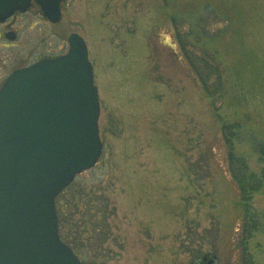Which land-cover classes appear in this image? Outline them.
<instances>
[{"label":"rangeland","instance_id":"374dc122","mask_svg":"<svg viewBox=\"0 0 264 264\" xmlns=\"http://www.w3.org/2000/svg\"><path fill=\"white\" fill-rule=\"evenodd\" d=\"M167 2L65 0L58 23L33 7L13 19V40L0 27V84L16 68L66 53L71 33L86 42L103 150L70 185L74 197L66 200L67 189L61 200L76 206L70 223L86 264H239L242 210L221 126L240 124L234 152L259 172L264 159L251 144H264V0ZM172 17L221 64L218 113L173 53ZM104 199L109 207L97 214ZM250 203L260 227L246 255L264 264V194Z\"/></svg>","mask_w":264,"mask_h":264},{"label":"water","instance_id":"95a60500","mask_svg":"<svg viewBox=\"0 0 264 264\" xmlns=\"http://www.w3.org/2000/svg\"><path fill=\"white\" fill-rule=\"evenodd\" d=\"M64 1L0 0V23L32 3L58 23ZM67 44L0 85V264H81L59 238L55 199L101 156L100 106L84 39Z\"/></svg>","mask_w":264,"mask_h":264},{"label":"trees","instance_id":"16d2710c","mask_svg":"<svg viewBox=\"0 0 264 264\" xmlns=\"http://www.w3.org/2000/svg\"><path fill=\"white\" fill-rule=\"evenodd\" d=\"M161 1L165 6L168 4L167 0ZM176 19L175 17H172L174 40L177 45V50L172 48L173 53L174 55H180V59H183L204 95L211 100L212 110L218 113L220 111V98L223 91V74L221 64L214 53L209 50H205L204 48H197L198 42H190L189 33L187 34L183 30L179 29L177 22L175 21ZM221 32L222 31H220V33ZM216 36L218 35L215 34V37ZM203 39L207 40L208 37ZM239 129L240 124L238 122L233 124H222L221 136L223 144L226 148L228 172L238 190L239 202L242 210V223L237 243V248L240 249L239 264H252L246 255L245 243L259 231L260 218L256 211L252 208L250 202L255 194H264V167L259 172H252L248 169L245 160L235 154L234 142H242L239 136ZM251 147L253 152L258 156V160L261 162L264 159V144L256 142L255 144H251ZM69 188L70 186L56 198L55 204L58 217V232L60 239L73 250V252L80 259L81 264H86L85 255L76 240V229L73 228L72 230L70 223L72 221V216L75 215V211L73 209L76 208V206H73L70 202H68L69 204L61 206L62 197L65 191ZM72 189L73 188L69 189V194L66 200H69L70 197H74V190ZM108 207L109 205L107 200H102L101 208L98 209L97 214L99 212L105 214V210L107 211ZM90 211L91 210H89V212ZM88 213L86 217L88 216ZM92 216L94 217L95 214ZM92 216L90 213L89 217ZM92 218L89 221H91ZM85 224L86 222H84V225ZM104 232L105 231H103L100 227L95 228L94 236L97 238L98 244H101L104 240L102 237Z\"/></svg>","mask_w":264,"mask_h":264},{"label":"flooded vegetation","instance_id":"af4514ba","mask_svg":"<svg viewBox=\"0 0 264 264\" xmlns=\"http://www.w3.org/2000/svg\"><path fill=\"white\" fill-rule=\"evenodd\" d=\"M34 8H36V7H34ZM37 9V8H36ZM38 10V9H37ZM39 11V10H38ZM19 13H16L13 17H11L10 19H8L6 22H4V23H1L0 24V27H1V31L3 30V31H5V37H6V35H12L13 36V39H14V37H15V34H14V31H12L11 30V23H12V21H13V19L18 15ZM12 31V32H11ZM12 39V40H13ZM208 261H209V259H204L202 262H200V263H198V264H207L208 263ZM212 264H214V263H212Z\"/></svg>","mask_w":264,"mask_h":264}]
</instances>
